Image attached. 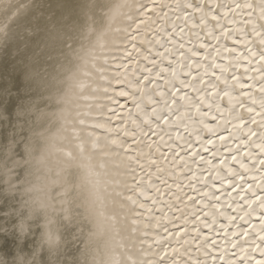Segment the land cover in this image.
I'll return each mask as SVG.
<instances>
[{"label": "bare ground", "instance_id": "obj_1", "mask_svg": "<svg viewBox=\"0 0 264 264\" xmlns=\"http://www.w3.org/2000/svg\"><path fill=\"white\" fill-rule=\"evenodd\" d=\"M141 2L0 0V264L150 258L154 222L125 199L124 137L108 119L121 100L132 131L160 106L135 66L118 67ZM248 4L251 31L264 24V0ZM185 130L209 132L187 118Z\"/></svg>", "mask_w": 264, "mask_h": 264}, {"label": "snow or ice", "instance_id": "obj_2", "mask_svg": "<svg viewBox=\"0 0 264 264\" xmlns=\"http://www.w3.org/2000/svg\"><path fill=\"white\" fill-rule=\"evenodd\" d=\"M246 8L142 0L127 30L118 67L160 98L143 127L128 130L121 100L108 117L124 137L125 199L154 222L144 264H264V24L249 31ZM185 118L208 134H181Z\"/></svg>", "mask_w": 264, "mask_h": 264}, {"label": "water", "instance_id": "obj_3", "mask_svg": "<svg viewBox=\"0 0 264 264\" xmlns=\"http://www.w3.org/2000/svg\"><path fill=\"white\" fill-rule=\"evenodd\" d=\"M126 105H127V106H129L130 104H129V103H127Z\"/></svg>", "mask_w": 264, "mask_h": 264}]
</instances>
